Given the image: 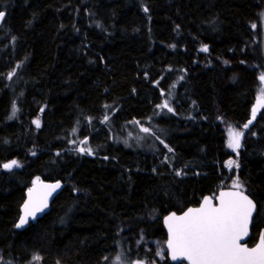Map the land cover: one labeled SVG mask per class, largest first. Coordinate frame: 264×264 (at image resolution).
Returning a JSON list of instances; mask_svg holds the SVG:
<instances>
[{
  "label": "trees",
  "instance_id": "trees-1",
  "mask_svg": "<svg viewBox=\"0 0 264 264\" xmlns=\"http://www.w3.org/2000/svg\"><path fill=\"white\" fill-rule=\"evenodd\" d=\"M263 10L264 0H0L1 256L106 264L140 234L165 239V214L237 178L257 205L253 245L264 229V107L243 126L264 72ZM147 120L155 146L126 143ZM228 126L244 133L234 153ZM11 160L18 167L5 169ZM37 177L63 188L18 228ZM130 255L158 262L142 245Z\"/></svg>",
  "mask_w": 264,
  "mask_h": 264
},
{
  "label": "snow or ice",
  "instance_id": "snow-or-ice-1",
  "mask_svg": "<svg viewBox=\"0 0 264 264\" xmlns=\"http://www.w3.org/2000/svg\"><path fill=\"white\" fill-rule=\"evenodd\" d=\"M4 17L5 13L0 11V20ZM207 50V46H204L203 51ZM260 80L264 81V74L261 75ZM261 103L258 100V105ZM256 112L257 107H254L252 119L244 125V128H248L252 123ZM35 123L37 127L40 126L39 120ZM243 135L241 131L230 129L227 146L238 150L241 147ZM80 151L90 150L82 148ZM169 151L172 150L169 149ZM16 164L17 161L13 160L4 164L3 167L11 169ZM232 165L239 167L235 161L229 162V166ZM38 181L39 177H37ZM43 187L48 191L40 200L33 198L35 186L29 189V200L24 204V215L20 217L17 227H22L28 222L29 217H35L36 213L43 211L47 207V196L60 185L57 183L43 185ZM233 187L235 189L242 187L239 178L233 182ZM217 199L219 203L213 204L212 197H205L200 207L189 208L180 216L172 213L165 218L169 230L167 247L171 252V258L173 260L183 258L190 264H264V233L261 234L259 243L253 248L241 243L242 238L249 232L252 213L256 207L253 201L239 190L222 191ZM34 259L39 258L34 257Z\"/></svg>",
  "mask_w": 264,
  "mask_h": 264
},
{
  "label": "rangeland",
  "instance_id": "rangeland-1",
  "mask_svg": "<svg viewBox=\"0 0 264 264\" xmlns=\"http://www.w3.org/2000/svg\"><path fill=\"white\" fill-rule=\"evenodd\" d=\"M259 18H260V31H261L260 42L264 49V10L261 12ZM262 74H264V72L260 73L258 77L257 96L255 100V103L257 105H258V100L262 102L261 103L262 105H260L259 107L260 109L264 107V81L260 80V77ZM162 107H165V103H163L160 106L159 111L161 110ZM148 122L149 120H147V123H141V124H136V125L132 124L131 128H127L125 131L126 132L125 136L128 137V139H126L125 142L134 144L140 147L155 146L156 139L154 138V136L152 137V133L154 130L148 125ZM144 129H148V131H144ZM230 129L243 132V129L241 128L239 129L233 126H228L227 133H226L227 143L229 139ZM11 161H8L7 163H10ZM228 165H229V162H228ZM15 167H18V163L14 165L11 169ZM141 245L144 247L145 251L146 250L148 251L149 249H153L158 262H153V263L145 262V260H138V259H134L133 257H131L130 254H132L133 252H136ZM165 255L167 257L165 239H161V238H150L149 239V238H145L144 235L140 234L132 240H127L126 242H122L118 244L116 247L115 253L112 255L111 258L107 259L106 264H138V262L139 264H162L161 262L165 259ZM34 257L39 258V255L37 252H32L28 260L26 259L21 260L17 257L14 261H8V260H5L1 256V253H0V264H41L40 259H34ZM180 264H185V263L181 262Z\"/></svg>",
  "mask_w": 264,
  "mask_h": 264
},
{
  "label": "water",
  "instance_id": "water-1",
  "mask_svg": "<svg viewBox=\"0 0 264 264\" xmlns=\"http://www.w3.org/2000/svg\"><path fill=\"white\" fill-rule=\"evenodd\" d=\"M4 12V11H3ZM5 13V12H4ZM4 19V18H3ZM2 20H0V25L2 23ZM257 107V105L255 106ZM252 116V114H251ZM249 127V126H248ZM247 129V128H245ZM34 182L35 185H34ZM59 183L60 187L55 189L54 191L51 192L50 195L47 196V207L43 209V211L41 212H38L36 213L35 217H29L28 218V222L26 224H24L22 227H18V228H24L26 227L29 223H35L39 218H41L45 213H47L50 209V205H51V202L53 200V198L62 190L63 188V183L59 180H44V179H40L39 178V181L37 182V178L34 179L32 181V183L30 184V186L26 189L25 193H24V199L22 201V203L20 204V207H19V216H18V219H17V222H16V225L19 223L20 221V217L24 215V204L26 201L29 200V189L33 188L35 186L36 188V191L33 193V198L36 199V200H40L43 198L44 194L48 191L47 189H45L43 187V185H54V184H57ZM242 191L245 195H247L249 197V199H251L253 201V203L255 204V209L253 210V213H252V219H251V222L249 224V232H248V235L243 237L242 240H241V243L242 244H245L247 247L249 248H253L255 247L258 243H259V239H260V236L262 233H264V229L261 230L256 242L253 244V245H249L247 243V240L249 239V236H250V231H251V225H252V220H253V217L256 213V210H257V205L255 203V201L248 195L246 194L243 190L241 189H235V188H222V189H219L214 195H205L199 202L198 205L196 206H189L187 207L186 209H184L183 211L179 212V213H176L174 211H170L168 212L167 214H165L163 217H162V225H163V228L165 230V234H166V237H165V247H166V250H167V257H168V260L172 263V264H180L181 262L185 263V264H190V262L186 259H177V260H173L171 258V252L169 251L168 247H167V242H168V239H169V230H168V224L165 222V218L170 216L172 213H176L177 216H180V215H183L184 212H186L189 208H198L200 207V205L203 203L204 201V198L205 197H212L213 198V204H218L219 201H218V197L220 195V193L222 191Z\"/></svg>",
  "mask_w": 264,
  "mask_h": 264
},
{
  "label": "flooded vegetation",
  "instance_id": "flooded-vegetation-1",
  "mask_svg": "<svg viewBox=\"0 0 264 264\" xmlns=\"http://www.w3.org/2000/svg\"><path fill=\"white\" fill-rule=\"evenodd\" d=\"M256 105H257V104H256ZM260 105H262V104H260ZM260 105H257V111H259V109H260V108H259ZM261 107H262V106H261ZM230 151H231L232 153H234V152H236L237 150H233V149L230 148Z\"/></svg>",
  "mask_w": 264,
  "mask_h": 264
}]
</instances>
